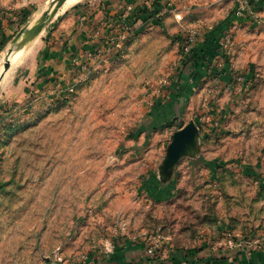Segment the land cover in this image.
<instances>
[{"label":"rangeland","instance_id":"obj_1","mask_svg":"<svg viewBox=\"0 0 264 264\" xmlns=\"http://www.w3.org/2000/svg\"><path fill=\"white\" fill-rule=\"evenodd\" d=\"M144 1L114 33L126 49L66 86L39 66L45 30L19 38L44 12L0 56V264H85L109 258L108 242L140 251L153 238L164 264H264V7ZM240 3L256 25L233 28ZM193 28L196 57L183 51ZM211 28L232 30L214 63L228 84L201 69ZM190 123L195 149L164 172Z\"/></svg>","mask_w":264,"mask_h":264},{"label":"crops","instance_id":"obj_2","mask_svg":"<svg viewBox=\"0 0 264 264\" xmlns=\"http://www.w3.org/2000/svg\"><path fill=\"white\" fill-rule=\"evenodd\" d=\"M52 1L0 0V56L8 49L9 43L12 44L17 34L30 24V20L45 12ZM144 3L148 4L144 0H78L71 6L63 7L45 29V47L40 58L42 61L39 66L46 71L51 84L55 82L60 87L66 86L73 82L74 72L79 67H87L95 58H106L111 46L110 35L127 28L128 21L134 19L139 6ZM256 6H260V9L264 7V0H255L249 8L256 10ZM252 15L239 19L234 14L232 24L243 26L248 22L256 25L260 18L255 20V14ZM226 29L228 28H211L208 32L209 59L201 65V69L209 71L211 75L219 76L220 71H223L224 74L219 77L222 84L231 82L230 72L227 68L218 70L214 63L220 58L218 55L221 56L220 37ZM214 37L217 42L212 46ZM199 46L201 47L200 43L195 46L194 57L198 55ZM11 50L13 48L9 52ZM194 62H197L195 58ZM146 245L140 251L128 244L122 247L115 245V251L109 258L91 256L85 264H146ZM163 262V259L154 260L153 264H164Z\"/></svg>","mask_w":264,"mask_h":264},{"label":"water","instance_id":"obj_3","mask_svg":"<svg viewBox=\"0 0 264 264\" xmlns=\"http://www.w3.org/2000/svg\"><path fill=\"white\" fill-rule=\"evenodd\" d=\"M68 0H54L49 8L42 14L38 24L29 30L27 33L32 39L37 38L50 24V22L57 16L60 10L64 7ZM21 34L18 33L17 36ZM16 36V37H17ZM15 37V38H16ZM15 40V39H14ZM12 52V50H11ZM11 68V60L7 59L5 62V71ZM1 90V80H0ZM198 128L194 123H190L173 136V142L168 148L167 158L164 161L163 171L171 173L172 169L179 163V161L186 156L190 151L194 150L197 145Z\"/></svg>","mask_w":264,"mask_h":264},{"label":"built area","instance_id":"obj_4","mask_svg":"<svg viewBox=\"0 0 264 264\" xmlns=\"http://www.w3.org/2000/svg\"><path fill=\"white\" fill-rule=\"evenodd\" d=\"M235 16L239 19H244L247 14H246V6L244 3H240V5H238L237 7V10L235 12ZM175 18H176V21L178 23H182L185 19V17L181 14V13H178L175 15ZM239 24H233V28L235 27H238ZM232 32V30H229ZM228 30L223 32L222 33V36L220 37V48H221V51L223 53L224 49L226 51V53H228L229 51V44L228 42L231 41V32H229ZM198 30H196L195 28H193L190 33H189V36L188 38L186 39L185 43H184V46H183V51L186 53V54H192V52L194 51L195 48H193L196 43H197V39H198ZM120 39V41L118 42V40ZM126 39H127V36L126 34H123L122 37H118V40H117V37H115V34H111L110 37H109V42H110V45H111V48L113 50V46L116 45L117 48H121V53L124 51V49H126V46H121V43H124L126 42ZM227 43H225V42ZM116 42V43H115ZM222 55H225L224 53ZM240 82L243 83V86L245 85L246 86V81H248L245 77H240L238 79ZM159 244H160V238H153L151 240V243L150 245L147 246L146 248V253H147V257H148V260H147V263L146 264H153V259H155L156 257V254L159 250ZM115 251V243L114 242H108L106 244V250H105V254L107 255V257H110Z\"/></svg>","mask_w":264,"mask_h":264},{"label":"bare ground","instance_id":"obj_5","mask_svg":"<svg viewBox=\"0 0 264 264\" xmlns=\"http://www.w3.org/2000/svg\"><path fill=\"white\" fill-rule=\"evenodd\" d=\"M77 1H78V0H68V1L66 2V4L64 5V8L67 7V6H71V5L75 4ZM63 10H64V9H63ZM62 12H63V11H62ZM28 31H29V30H27V29L24 30V32H23V33L21 34V36H20V39L23 38L25 35H27V34H28V33H27ZM26 41H27V40H26ZM26 41H25V42H26ZM19 42H20V41H19ZM25 42H24V43H25ZM23 46H24V45H23ZM18 49H19V48H18ZM12 51H13V50H12ZM10 52H11V51H10ZM24 53H25V52H24Z\"/></svg>","mask_w":264,"mask_h":264},{"label":"trees","instance_id":"obj_6","mask_svg":"<svg viewBox=\"0 0 264 264\" xmlns=\"http://www.w3.org/2000/svg\"><path fill=\"white\" fill-rule=\"evenodd\" d=\"M193 55H195V52L193 51L192 53ZM190 59L194 60V58L192 56H190ZM0 117H2L1 113H0ZM182 129V127L180 128V130Z\"/></svg>","mask_w":264,"mask_h":264}]
</instances>
